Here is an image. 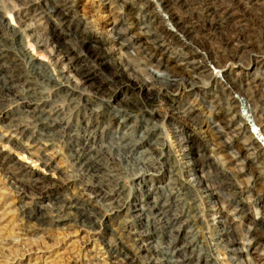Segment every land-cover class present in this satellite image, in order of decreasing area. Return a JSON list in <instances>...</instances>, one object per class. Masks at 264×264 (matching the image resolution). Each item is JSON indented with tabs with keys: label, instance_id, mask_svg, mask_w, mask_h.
I'll use <instances>...</instances> for the list:
<instances>
[{
	"label": "rangeland",
	"instance_id": "1",
	"mask_svg": "<svg viewBox=\"0 0 264 264\" xmlns=\"http://www.w3.org/2000/svg\"><path fill=\"white\" fill-rule=\"evenodd\" d=\"M188 1L192 2L194 0ZM216 1L213 0L212 2L216 4H214L216 10L221 8V5L228 3L227 0ZM238 1L246 3L248 0ZM253 2L255 0H249L247 5ZM98 3V0H73L75 5L73 10L76 9L74 13L87 18L86 22L89 30L86 26L84 29L87 32L86 34L89 35V31H93L94 38L91 39H95V44H98L101 48H107L110 46L113 32L107 31L109 27L106 25L105 20L97 17L102 11L99 9ZM257 3L264 4V0H258ZM49 12L50 9L47 7L36 5V0H0V35L5 34L4 39L0 38V84L4 82L5 85H8L7 87H12L7 90L6 95L0 97V264H155V260L162 259L164 261L171 254L175 259L170 264H206L205 262H208V264H235L236 262H229V254L226 251L214 245L216 232L213 230V222L210 221L212 219L211 215H219L218 219L222 223L220 222V226L216 228L230 232L231 235H226L229 236L228 239H234L237 242L235 246L242 248V244L245 246L248 240L245 236L247 234L243 230H245L248 221H256L259 211L258 207H253L245 217L239 218L241 212L235 214V212L230 211L231 205L228 203V197L233 193L232 190L236 191L237 189L227 191L230 193L227 196L226 189L224 190L223 188L224 184L216 190L219 193L218 197L213 195L208 200L201 193L203 184L199 185L201 193L199 197L196 193H191L188 199L181 194V186L180 194L183 199V206L182 210L180 209L179 211H182V219L188 221L187 227L189 230L191 232L194 231L195 238H182L181 234L175 231L177 224L172 225L176 221H160L158 218L153 217L155 214L148 215V220L144 219L143 216L139 221L142 227L138 226L137 230H149L148 232L152 233L151 248H153L154 252H141L140 250L138 253L131 249L134 237L129 232V222L125 223V230L119 231L117 229L111 231L116 226L113 223L117 219L115 216L103 221V219L100 220L99 218L87 219V217L78 215L82 211L85 213L89 211L88 208H84L83 201L94 200L96 203H93V205L102 210L107 207L108 198H111L113 194H110L109 189L104 187L100 189L94 187L89 190L82 185L87 182V179L85 178V182L81 177L82 175H80L79 167L73 166V162L70 159L73 155L72 144L70 145L65 134L74 131V137L79 139L78 142H80L84 136L82 131L86 127L87 121L77 115L74 108L77 103L78 93L69 96L68 99L71 100L68 101L65 98V93L56 92L51 88V84H48V76L50 74L55 76L57 69L53 67L52 60L54 58L48 52V45H43L41 41L42 39H47L45 37L49 38L52 31V27L48 23L51 19ZM220 12L222 10L216 13L218 15L215 19L222 23L216 27V31L210 26V21L189 20L191 27H193L192 37L189 40L187 35L183 33L189 44L181 48V50L183 49L182 52L194 50L197 56L204 54L211 62L213 69L209 70L208 73L214 72V75L211 74L212 78L208 77V79L201 81L206 83V85L209 84V88L204 92L217 96L224 95V93L218 92L217 86L219 83H222V86L227 84L225 87L230 88L228 95L231 92L239 91L241 88L245 91L242 84L244 77L241 76L242 79H240L241 77L238 73L246 68V64L250 63L253 55L259 54V56L264 57V43L260 41L263 40L264 42V21L247 23L246 20V26L242 32L243 35L238 33L239 38L243 39L242 42L252 43L259 41L256 43L258 46L261 45L259 51L255 53L253 49L247 47L243 50V53L236 54L235 58L221 54L220 47L227 42L230 35L237 34L235 32L238 31V28L233 21L242 19L243 12H240L237 8L230 9L229 13L235 12L234 17L231 19H225L220 15ZM250 12L251 16L257 18L258 12ZM163 15L168 16L165 12H163ZM186 20L183 21L184 24ZM151 24L158 29L157 22H152ZM26 25L30 27L27 31L24 30ZM162 27L165 26H159L161 29ZM177 28L180 33L183 32L182 28ZM10 29L16 31L18 36L11 37L9 35ZM59 34L58 43L63 42L65 44L72 38L71 33L59 32ZM178 52L180 53L175 47L171 51L168 50L167 53L178 55ZM194 56L190 55L188 59ZM195 58L197 59V57ZM203 58L205 57L203 56ZM81 63L79 61L78 65ZM36 69H40L43 72L45 79L36 76ZM140 69L142 70V67ZM140 69H136V71ZM139 75L142 79L148 78L147 74L142 75L139 73ZM106 77H108L107 72L99 68L93 82H100V88L103 89L115 88L116 84ZM259 81H261V84L264 82L262 78H259ZM120 88L122 89L118 90L127 93L129 97L135 94L134 90L125 91L124 86H120ZM185 91H181L178 96L174 97L175 99L171 100L178 103L181 109L187 102ZM263 91L264 88L262 87L254 88L253 94L246 93L247 97L254 101L261 99L260 95H263ZM171 92L173 94L176 93L174 91ZM206 93L201 91L198 94L199 102H202L207 97ZM228 95L224 99H227ZM124 96H122L123 99ZM165 96H167V93ZM192 96L195 97L194 93L190 94L189 98L192 99ZM117 97L119 98L120 96ZM135 99L131 98L128 101V104L132 105V109L124 111L127 123L116 132V124L113 128L114 132H112V129L105 130L104 137L101 140H96V144L98 149L109 148L113 150L111 153H113L114 157L118 155V157H125L126 160L130 161H124L122 164L127 169V177L121 178V185L123 186L124 194L132 193L134 195L132 199L137 201L144 194L142 191L147 188L150 187L153 190L157 186H166L171 175L169 172L173 171L171 167L176 162V159L179 168L178 155H180V152H175L176 142L172 131L177 126L185 125V121L181 124L179 121L181 110H174V105L170 107V101L166 102L162 93L153 100L152 103L154 104L151 103V107L144 106L145 103L143 101L139 102V99ZM111 100L114 105L115 101L112 98ZM191 101L195 102L197 100ZM221 106L222 111L218 112L216 117H220L224 113L226 106H223V104ZM262 110L261 115L264 117V106ZM234 113L235 109L232 110V115ZM51 116L53 118L56 117L58 122L53 128L48 130L47 119L48 117L51 118ZM145 119L149 121V126L151 124L156 126L155 131L148 136L146 142L141 147H137L132 153L116 149L115 146H117L118 142L120 143L118 138L124 134L132 140L140 139L139 136L143 135L144 127H142V124L145 123ZM45 120L46 123L39 124L40 121ZM117 121H120V119ZM202 122L204 121L200 118L198 124L191 126V130L197 132L196 129L199 130ZM185 128L183 126V130ZM98 130L100 131L101 127ZM47 132L50 133V136L41 135V133L46 134ZM155 138L156 140H154ZM196 138L197 140L199 139V137ZM203 145L206 147L202 149V152L209 153L211 148H213L211 142L207 144L203 142ZM144 149H148L149 156L153 160L149 161L147 165L144 164L146 168L148 167L149 172L141 171L139 174L140 166L134 163L132 159L138 158V155ZM226 151L223 148L218 155L214 156L220 164L218 168L217 166L211 168L206 166V174L202 179L204 180L203 183H208L211 187L213 182H215L214 180L222 183L227 181L221 177V170L225 169V164L222 159H219L220 155L225 154ZM243 157H246V155L244 154ZM182 164L183 160L180 162V166L181 171L185 174L184 171L186 169L182 168ZM226 168L233 171L235 166L230 165L227 167L226 165ZM128 171H130L129 175ZM193 173L199 174L197 169ZM141 174L144 175L143 179L140 177ZM230 174L232 181L238 186L246 181L248 182L245 174ZM252 175L254 176L255 174L253 173ZM256 185V188L264 186V175L259 176ZM160 190L157 189L159 193L162 192L161 198L163 199L165 193ZM219 190H222L221 193ZM223 193L226 194L224 195ZM153 195L157 196L159 194ZM245 197H248L249 200L252 199V192L246 193ZM215 198H218L217 204L210 205L209 201H215ZM224 202L226 204H223ZM211 206L217 210V214L209 212ZM172 209L168 212V217L174 214ZM69 212L76 213V215L67 217ZM135 212L132 214H135ZM139 212L141 211L136 213ZM261 214H263V209ZM127 215L128 212L123 209L118 213V220L129 219ZM228 215H233V217L230 218ZM58 220L62 221L57 222ZM170 224L173 227H169ZM167 231L170 232L168 233ZM256 236L261 247L259 246V252L250 256H253V264H264V235L261 237L259 235ZM191 239H195L197 243H195V247L190 246L184 251L181 250L177 256V249L183 248L185 240L190 242ZM254 244L256 245V243L250 244L251 248L255 246ZM113 252H116L118 256L112 254ZM125 256L131 258L125 259ZM239 258L246 262V257L243 254H240Z\"/></svg>",
	"mask_w": 264,
	"mask_h": 264
},
{
	"label": "bare ground",
	"instance_id": "2",
	"mask_svg": "<svg viewBox=\"0 0 264 264\" xmlns=\"http://www.w3.org/2000/svg\"><path fill=\"white\" fill-rule=\"evenodd\" d=\"M227 1L228 3H226V5H221V8L216 10V4L212 3L213 0H194L192 2H189L188 0H98L99 9L102 11H100V14L97 15V17L105 20L106 25L109 27V30L107 31L113 32L111 35L112 40L110 46L107 48H101L98 44H95V39H91L94 38L93 31H89V35L86 34L87 32L84 30L85 27L87 26V29L89 30L86 22L87 18L74 13V11L76 12V9L73 10V7H75L73 0H36V5L39 7L43 5L50 9L49 14L51 17V23L50 20L48 23L52 27V31L50 32L49 38L45 37L47 39H42L41 41L43 45H48V52L50 56L54 58V60H52L53 67L57 69L55 76H52L51 74L48 76V84H51V88L56 92L65 93V98L68 101L71 100L68 99L69 96L78 93L77 103L74 108L76 109L77 115H80L83 120L87 121V125L82 131L84 132V136L80 142H78L79 139L74 137V131L65 134L70 145L72 144L73 155L70 159L73 162V166L79 167L81 171L80 175H82L81 177L85 182L87 179V182L82 185L89 190H92L94 187L99 189L104 187L105 189H109L111 192L110 194H113L111 198H108L109 201L107 200V207L102 210L96 205H93V203H96L94 200L89 199L83 201L84 208H88L89 211L87 213L82 211L78 215L87 217V219L99 218L100 220L103 219V221L108 220L111 216H115L117 219L115 221L113 220V223L114 226H116L111 229V231L117 229L119 231L125 230V223L129 222L130 226L128 229L132 237H134L132 243L133 247L131 248L134 252L139 253L140 250L141 252L153 251V248H151L152 233L148 232L149 230H137L138 226L142 227L139 222L140 219L144 216L143 218L148 220V215L150 214H155L153 217L158 218L160 221H176L177 223H172V225L177 224L175 231L180 233L182 238H195L194 231L191 232V230H189L187 227L188 221L182 219V211H179L180 209L182 210L183 206L181 194L184 198L188 199L191 193H196L198 197L199 194L202 193L208 200L211 199L213 195L218 197L219 193L216 192V190L219 186L221 187L222 184H224L223 188L224 190L226 189L227 196L230 195L227 191L237 189L236 191L232 190L233 193L228 197V203L231 205L230 211L235 212V214L241 212L239 218L245 217L253 207H258L259 212L256 221H248L245 230H243L244 233L247 234L245 236L248 240L245 246L242 244V248L235 246L237 242H235L234 239H228L229 236L226 235H231L230 232L216 228L222 223L218 219L219 215H211L212 219H210V221L213 222V230L216 232L214 245H217V247H221L226 251V253L229 254V262H236L235 264H253L254 259L253 256L251 257L250 255L259 252L258 250H260L256 235H259L260 237L264 235V186L256 188V183L258 182L259 176L264 175V162L255 164L253 167L250 161L247 160L246 157H243L244 150L236 143L235 133L238 129L241 130V128L240 125L238 126V129H234L233 127L240 117L238 114L232 115L231 108L227 101L228 99H224L230 90V88L225 87L227 84L222 86V83H219L217 86L218 92L224 93L223 96H217L211 93L207 94L204 92L209 88V84L206 85V83L201 80L208 79V77L212 78V75H214V72L211 73L212 75L208 73V71L212 69L211 62H209L204 54L200 53L206 59L201 55L197 56L194 50H188V52H182L183 49L181 50V48L188 46L189 44L185 35H187L189 40L192 37L191 34L193 33V27H191L192 25L189 23V20H201L202 22L210 21V26L216 31V27L218 25L220 26V23H222L215 19L218 15L216 13L219 12V10H222L220 15L225 19H231L234 17L235 12L229 13V10L237 8L240 12H243V18L238 21H233L238 28V31L235 32L237 34L230 35L227 42L220 47L221 54L223 56L229 55L230 57L235 58L236 54L243 53V50L247 47L253 49V52L255 53L259 51L261 45H256L259 41L252 43L247 41L242 42L243 39L239 38L238 33L243 35L242 32L243 28L246 26V20L247 23L264 21V4H258V0H255V2L250 5H247L249 0L246 1V3H240L238 0ZM250 11L258 12V16H256L257 18L251 16ZM163 12L168 16L163 15ZM41 18L43 17L41 16ZM209 18L211 19L209 20ZM185 20L186 22L184 24L183 21ZM152 22L158 23V29L152 26ZM213 22L215 23L213 24ZM162 25L165 27H162V29L159 28V26ZM177 27H180V29L182 28L183 32L180 33ZM29 29L30 27L27 25L24 27L25 31ZM10 30L9 35L11 37L18 36L16 31L13 29ZM59 32H66L67 34L71 33V40L67 41L65 44H63V42L58 43L57 39L60 38ZM183 33H185V35H183ZM0 38L4 39L5 34L0 35ZM260 41L264 43L263 40ZM87 44L89 45L86 46ZM175 47L177 51H180V53L178 52V55L167 53L168 50L171 51ZM190 55L195 56L188 59ZM195 57H197V59ZM79 61L82 62L80 65H78ZM247 64L246 68L238 73L240 74V77H244L242 84L245 91L243 89H241V91L243 90V94L246 98H248L246 92L253 94L254 88H264V82L261 84V81H259V78L264 80V57L259 56V54L253 55L248 66ZM141 67L142 70L140 69ZM99 68H102L107 72L108 77L106 78L116 84L115 88L111 89L109 87V90L106 88L103 89L100 88V82H93ZM136 69L140 70L136 71ZM139 73L142 75L147 74L148 78L142 79ZM36 76L45 79L44 74L40 69H36ZM242 77L240 79H242ZM7 86L8 85H5L4 82L0 84V97L6 95L7 90L12 88ZM120 86H124L125 91L134 90L135 94H131L132 96L130 97L129 95L127 96V93L118 90L122 89ZM184 90H186L185 97L187 102L181 109L178 106V103L171 100L175 99L174 97L178 96V93H181V91ZM171 91L176 93L173 94ZM201 91L206 93L207 97L204 98L202 102H199L198 94L201 93ZM161 93L164 95L166 102L170 101V107L174 105V110H181L179 121L181 124L185 121V126H187V128H191V126L196 123L198 124L200 118L205 122V125L203 126L204 128H199L197 134L201 135L207 142L213 143L214 149L209 153L202 152V154L198 153V155H194L195 147H193L188 141H184L181 137V131H183L181 129L182 126L175 127L172 131V134L175 137L174 141L176 142L175 152H180L178 157L180 162L183 160L182 168L186 169L184 171L185 174L181 171L180 162L178 168V162L176 159V162L171 167L173 168V171L169 172L171 175L169 176L166 186H157L153 190L149 187L142 191L144 194H142L140 198L137 197L138 199L136 201L132 199L134 197L132 193L128 192L126 195L124 194L123 186L121 185V178L127 177V169L122 166V164L124 161L126 162L129 160H126L125 157H118V155L114 157L113 153H111L113 150L109 148H105L104 150L98 149L96 140H101V138L104 137L105 130H113L115 124L117 125V128L115 129L116 132L121 126H124V124L127 123V117H125L124 111L130 108L132 109V105L128 104V101H130L131 98L134 100L137 98L139 99V102L143 101V103H145L144 106L147 105L151 107L153 100L160 96ZM166 93L167 96H165ZM193 93L195 97L192 96V99H190L189 96ZM117 96L120 97L118 98ZM122 96H124V99ZM260 97L261 99L254 101L248 98L253 106L251 113L253 119L254 117L258 120L264 118L261 115V112L263 111L262 107L264 106V93L263 95H260ZM111 98L115 101L114 105L112 104ZM191 100L197 101L192 102ZM222 104L227 107L222 116L216 117L218 112L222 111ZM118 119H120V121H117ZM57 122L58 119L56 117H48V130L53 128ZM144 122L145 123L142 124V127H144L143 135L139 136V140H132L124 134L122 137L118 138L120 143L118 142L119 145L117 143V146H115L116 149H122L127 153H132L137 147H141L148 139V136L156 129L154 124L149 126L150 123L147 119H145ZM44 123H46V120L40 121L39 124ZM99 127H101L100 131L98 130ZM112 132H114V130ZM41 135L50 136V133H41ZM154 140H156V138ZM223 148L227 151L219 157V159H222L225 164V169L221 170V177L227 181L222 183L214 180L215 182H213V185L210 187V184L203 183L204 180H202L203 176L206 174L205 168L206 166L209 168L217 166L218 168L220 164L214 156L218 155ZM254 149L258 150L257 148ZM138 156V158H133L132 160L140 166L138 171L139 174L141 171H146V173L149 172V169H147L148 167L146 168L144 165H147L149 161L153 160V158L149 156L148 149L142 150ZM242 157L243 159L240 160ZM124 158L125 160H123ZM226 165L227 167L234 165L235 169L231 171L229 168H226ZM196 169L199 174L193 173ZM129 172L130 171L127 172L128 175ZM230 173L245 174L247 176L246 178H248V182L246 181L244 184L238 186L232 181ZM253 173L255 174L254 176L252 175ZM216 174L219 175L218 173ZM143 176L144 175L141 174V179H143ZM201 184L204 186L201 188L202 192L200 193L199 185ZM157 189H161L160 191L165 193L163 199L161 198L162 192L159 193ZM249 191H251L253 195V198L250 200L248 197H245V194ZM153 194L159 195L155 196ZM217 199L215 201H209L211 203L210 205L217 204ZM223 204L226 203L224 202ZM176 206L178 209H176ZM123 209H126L128 212L127 216L129 219L118 220V213ZM170 209L174 210V214H172L171 217H168ZM262 209L263 214H261ZM209 210V212L217 214V210L213 209L212 206ZM135 211L141 212L136 213ZM134 212L135 214H132ZM75 215L76 213L73 212L67 213V217ZM233 215H228V217L230 216L231 218ZM61 221L62 220H58L57 222ZM172 225L170 224L169 227H173ZM187 240H185V243L183 242V248L177 249V256L181 250L184 251L190 246H193V248L195 247V239H191L190 242ZM252 243H256V245L254 244L255 246L253 245V248L250 246ZM112 254L115 255L116 252H113ZM240 254H243L244 257H246V262L239 258ZM130 258L125 256V259ZM173 259L175 258H173V255L171 254L164 261L162 259L153 261L155 264H170L173 263ZM205 263L208 264V262Z\"/></svg>",
	"mask_w": 264,
	"mask_h": 264
},
{
	"label": "built area",
	"instance_id": "3",
	"mask_svg": "<svg viewBox=\"0 0 264 264\" xmlns=\"http://www.w3.org/2000/svg\"><path fill=\"white\" fill-rule=\"evenodd\" d=\"M241 89L239 91L231 92L229 97H227V101L231 111L235 109L234 114H238L240 117L233 127L234 129H238V126L240 125L241 128V130L238 129L235 133L236 143L244 150L247 160H249L254 167L255 164L264 162V118L258 120L255 117L254 119L251 117L253 106L249 99L245 97L243 90L241 91ZM204 125L205 122H202L201 126H199L200 129L204 128ZM183 126L186 127L184 130ZM183 126L181 128L183 130L181 131V137L183 140L188 141L193 147H195L194 155H198V153L202 154V149L206 147L203 145V142L206 144L210 142H207L201 135L197 134L199 131L198 129H196L197 132H195V130H191V128H187L185 125ZM196 137H199V139L197 140ZM211 144L213 145V148H211L212 151L214 149V144ZM254 148H257L258 150H255Z\"/></svg>",
	"mask_w": 264,
	"mask_h": 264
}]
</instances>
